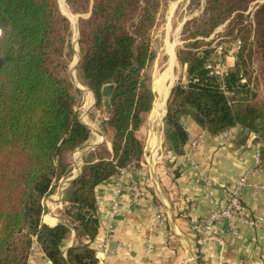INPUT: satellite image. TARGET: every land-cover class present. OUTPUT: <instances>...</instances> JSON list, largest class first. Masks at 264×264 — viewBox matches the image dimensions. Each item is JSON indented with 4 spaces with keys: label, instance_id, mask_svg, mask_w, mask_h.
I'll return each instance as SVG.
<instances>
[{
    "label": "trees",
    "instance_id": "16d2710c",
    "mask_svg": "<svg viewBox=\"0 0 264 264\" xmlns=\"http://www.w3.org/2000/svg\"><path fill=\"white\" fill-rule=\"evenodd\" d=\"M258 1L205 0L201 14L185 23L183 39L209 36L231 20L221 36L242 41L239 63L247 65L256 58L264 87V4L253 12L254 29L244 14ZM168 2L68 0L72 12L89 14L81 20L78 65L93 91L94 108L104 98V86L114 89L105 98L112 151L85 167L66 200L70 208L64 212L79 232L80 243L64 257L61 246L70 229L42 222V199L65 175L58 162L61 150L78 148L90 134L79 121L68 78L70 23L58 0H0V264H28L35 242L52 264L103 262L92 248L99 232L95 188L142 162L145 145L137 132L155 104L148 74L162 45ZM200 4L196 0L191 10ZM200 44L188 42L177 52L187 66V82L178 83L170 95L164 145L182 153L188 135L181 118L186 114L212 135L237 125L258 131L261 122L264 145V113L248 100H254L255 92L240 83L238 70L223 80L209 76L210 52L201 48L210 42Z\"/></svg>",
    "mask_w": 264,
    "mask_h": 264
},
{
    "label": "crops",
    "instance_id": "0c3cea01",
    "mask_svg": "<svg viewBox=\"0 0 264 264\" xmlns=\"http://www.w3.org/2000/svg\"><path fill=\"white\" fill-rule=\"evenodd\" d=\"M89 104L94 105V96ZM167 110L165 104L160 122H153L150 114L140 130L145 139L140 165L126 168L120 177L112 176L96 186L99 232L92 248L97 252L103 239L108 245L116 243L104 264H264L263 225L216 222L213 238L201 253L199 238L191 231L192 224L207 221L215 208L226 204V188L246 174L253 187L244 192L243 202L252 216L264 218V166L258 163L262 134L237 125L225 135H212L186 114L181 118L183 127L193 135L206 134L189 159L187 142L180 154L164 145ZM81 121L91 133L80 149L70 153L62 185L42 199V222L70 229L61 246L64 257L70 248L79 245L80 235L61 211L85 167L97 162L90 161V155L101 150L105 142L98 127L93 129L95 121L92 123L88 116ZM107 144L105 150L111 153V144ZM136 187L142 195L134 199ZM28 264L52 262L35 242Z\"/></svg>",
    "mask_w": 264,
    "mask_h": 264
},
{
    "label": "rangeland",
    "instance_id": "374dc122",
    "mask_svg": "<svg viewBox=\"0 0 264 264\" xmlns=\"http://www.w3.org/2000/svg\"><path fill=\"white\" fill-rule=\"evenodd\" d=\"M58 0V6L60 8L61 14L69 21L70 23V36H69V43H68V49L67 51L70 53V56L68 57V78L69 82L71 84V93L75 98L77 99V106H76V111L79 116V121L82 119H85L86 116L91 119L92 123L95 121V124H93V129H96V126L98 127V133L102 134L105 136V142L102 146H104L101 150H98L90 155L89 158L90 161H94L95 159L97 160L99 157H106L108 156L109 152L105 150V147H108V142L109 140V135L110 131L108 130L107 126L105 125V121L108 119V114H107V109L105 104L107 101L105 98L100 99L101 101L99 102V106H96V109L93 107L92 104H89V101L93 100L92 91L86 82L82 79L80 75V68L78 63L79 59H81V49L79 45V40H80V32H81V20L88 18L89 14H76L71 11L68 0ZM196 0H169L168 2V8L166 13L164 14L163 18V23L161 25V30H163L164 36L162 40V45L159 50L158 57L156 58L152 68L149 71L148 77H149V83H151L152 90L155 94V99L154 103L158 102L161 89L163 86L164 91L166 92L169 97L167 98L166 102V107L168 108V101L170 99V95L172 93V89L178 84V83H183L185 84L186 81V75H187V66H184L181 64V62L177 58V52L178 50L184 48V45L188 42H198V43H203V42H210V45H203L201 49L209 50V61H214L216 58L215 52L217 50V47L221 44V42L225 43V41H230V39H237V38H230V37H225L221 36L225 34V31L227 29L228 24L230 21H227L226 23L222 24L219 26L212 34L209 36L205 37H200L197 39H191V40H184L183 39V28L184 25L187 21L191 20L193 17L200 15L201 12L203 11V3L205 0H201L200 7L197 10H191V5L194 4ZM258 3L253 4L249 9L244 12L245 16L248 17L246 18L247 22H250L252 24V29H254V23H253V12H255V8ZM195 7V6H193ZM2 35V32H1ZM1 38V36H0ZM222 40V41H221ZM253 40V38H252ZM200 44V46H201ZM169 45H173L175 49V55H176V63L172 67H170V55L167 52ZM241 51V50H240ZM79 54V56H77ZM79 58V59H78ZM256 58L253 63L244 65L241 63L242 69L246 71V74L251 78L250 73H254L257 71V78L255 81V90H251V88H247L248 90L255 92V98L254 100H248L250 101L251 104H255L258 106L260 112L264 113V87L260 83V71L258 68V65L256 64ZM256 62V63H255ZM1 64V63H0ZM230 65L232 63H229V60L226 63V67L230 68ZM217 65V63H216ZM170 67V69H169ZM220 69L221 66H218ZM217 77V76H215ZM220 78V77H218ZM172 90V91H171ZM171 93L169 94V92ZM93 92V91H92ZM95 93V92H94ZM157 95V99H156ZM166 95V96H167ZM98 98V97H97ZM156 100V102H155ZM248 101V102H249ZM156 105L155 108L150 111L146 119L144 120L143 124L141 125L140 129L137 132V137L142 140V142H145L144 136L141 134L140 130L144 125H146V122L148 120L149 115L153 114L154 111L156 110ZM154 107V104H153ZM88 109V110H87ZM152 112V113H151ZM168 112V110H167ZM165 119V118H164ZM86 124V123H85ZM88 126V125H86ZM95 126V128H94ZM89 128V127H88ZM164 129H165V123H164ZM91 133V130H90ZM108 141V142H106ZM264 147V145H263ZM80 149V146L78 147ZM75 150V151H74ZM71 150L68 147H64L61 150L60 157L58 159V162L63 163L64 167H66L69 163V155L73 151L76 152L77 148ZM67 169L65 168V175L66 176ZM63 178V177H62ZM65 179H61L59 182L55 183L54 188L52 189V193L54 194L56 190L59 188V186L62 185V181ZM50 197V196H48ZM64 208L62 209L61 213L63 215L65 214V210H69L70 206L65 202L64 203ZM74 211H72L73 213ZM67 216V215H66ZM34 245V244H33ZM33 248V247H32ZM32 252V251H31ZM30 258V257H29Z\"/></svg>",
    "mask_w": 264,
    "mask_h": 264
},
{
    "label": "built area",
    "instance_id": "2783aa9c",
    "mask_svg": "<svg viewBox=\"0 0 264 264\" xmlns=\"http://www.w3.org/2000/svg\"><path fill=\"white\" fill-rule=\"evenodd\" d=\"M257 6V5H256ZM1 36V32H0ZM222 41V40H221ZM242 41L237 39H230V41L221 42L217 47L215 52L216 58L214 61H209L206 64V69L209 72V76H217L223 80L231 71H239L240 83L255 90V81L257 78V71L250 73L251 78L246 74V71L242 69L239 60L240 50H242ZM229 60L232 65L229 64V67H226V63ZM217 63V65H216ZM1 65V64H0ZM218 66H221L219 69ZM195 82L197 80H194ZM221 88L225 89L222 84ZM185 129V128H184ZM188 135L187 143L190 148L186 152V156L191 159L193 153L198 149L199 145L205 139V132H200L199 134L193 135L190 130H186ZM229 131V130H228ZM228 131L221 133L219 135H225ZM258 163L261 164L260 156L258 158ZM195 169H198L197 165L193 164ZM125 169H122L117 175L120 177ZM253 187V184L250 181L249 174L243 175L240 179L232 183L226 188L227 202L225 205L218 206L211 212L209 218L205 222L194 223L191 226V231L196 234L199 238V251L200 253L204 249V245L210 239H212V232L214 229V224L216 222L226 220L231 223H238L246 226H264V218L257 219L252 216L243 202V194L246 190ZM118 192V191H117ZM141 191L136 187L134 191V199L141 196ZM117 204L114 206V213L116 212ZM159 217V216H158ZM99 249L97 250V256L103 261L104 258L109 254L108 243L106 240L99 241Z\"/></svg>",
    "mask_w": 264,
    "mask_h": 264
},
{
    "label": "bare ground",
    "instance_id": "6f19581e",
    "mask_svg": "<svg viewBox=\"0 0 264 264\" xmlns=\"http://www.w3.org/2000/svg\"><path fill=\"white\" fill-rule=\"evenodd\" d=\"M64 2V0L62 1ZM1 32V30H0ZM170 55V67H172L173 65H175L176 63V55H175V49H174V46L173 45H169L168 47V51H167ZM77 56H79V54H77ZM79 59V58H78ZM169 67V69H170ZM91 93V92H90ZM168 94V93H167ZM166 94V92L164 91L163 89V86H162V89H161V93H160V96H159V99H158V102H157V105L156 103L154 104V107L153 109L155 108V105H156V110L154 111V113L151 115V120H153V122L159 120L160 122V115L163 114V110H164V105L166 104V99L168 97V95ZM167 95V96H166ZM93 97V95H92ZM162 112V113H161ZM152 122V121H151ZM152 122V123H153ZM95 128V126H94Z\"/></svg>",
    "mask_w": 264,
    "mask_h": 264
},
{
    "label": "water",
    "instance_id": "95a60500",
    "mask_svg": "<svg viewBox=\"0 0 264 264\" xmlns=\"http://www.w3.org/2000/svg\"><path fill=\"white\" fill-rule=\"evenodd\" d=\"M256 3H258V5L256 6L255 9H258L261 5L264 4V0L258 1V2H256ZM80 36H81V32H80ZM79 60H80V59H79ZM79 62H80V61H79ZM113 89H114L113 85H106V86H104L103 89H102V96H103L104 98H110V97L112 96ZM173 89H174V88H173ZM173 89H172V90H173ZM172 90H171V91H172ZM171 91H170V93H171ZM170 93H169V94H170ZM86 127H87V126H86ZM262 127H263L262 123L259 122L258 133H259L260 136H261V134H262ZM87 128H88V127H87ZM88 129H89V128H88ZM89 131H90V130H89ZM115 247H116V243H114V242H111V243H109V245H108V249H109V250H114ZM102 264H104V263H102Z\"/></svg>",
    "mask_w": 264,
    "mask_h": 264
}]
</instances>
